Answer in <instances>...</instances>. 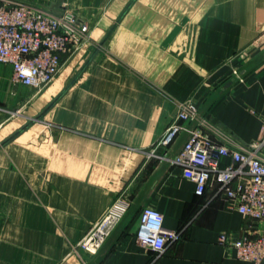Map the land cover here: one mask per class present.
Wrapping results in <instances>:
<instances>
[{"label":"crops","instance_id":"obj_1","mask_svg":"<svg viewBox=\"0 0 264 264\" xmlns=\"http://www.w3.org/2000/svg\"><path fill=\"white\" fill-rule=\"evenodd\" d=\"M24 1L66 11L89 30L41 89L14 83L0 64V264H86L93 255L75 244L118 197L130 206L143 190L177 103L201 107L264 50V0ZM200 130L230 148L256 145L264 159V62L212 102ZM145 205L179 231L162 253L136 241ZM262 227L214 180L197 195L173 164L98 264H251L217 237Z\"/></svg>","mask_w":264,"mask_h":264},{"label":"built area","instance_id":"obj_2","mask_svg":"<svg viewBox=\"0 0 264 264\" xmlns=\"http://www.w3.org/2000/svg\"><path fill=\"white\" fill-rule=\"evenodd\" d=\"M88 30L83 20L66 11L56 12L24 0H0V64L11 66L14 83L41 89L56 77L63 57L73 54L87 40ZM197 111L192 99L177 103L174 121L150 155L161 160ZM200 124L191 132L172 165L180 166L182 175L193 181L197 195H202L209 180H214L219 183L224 198L234 203L243 217L264 221V159L256 153V145L244 150L230 148L200 130ZM158 148L165 149L164 153L156 154ZM223 157H228L230 163L222 165ZM128 206L129 201L118 197L90 225L74 250L96 254ZM178 236L179 231L163 225L159 210L148 205L141 208L135 232L140 246L162 253ZM217 240L231 246L237 258L264 264V227L253 235L244 233L238 237L221 232Z\"/></svg>","mask_w":264,"mask_h":264},{"label":"water","instance_id":"obj_3","mask_svg":"<svg viewBox=\"0 0 264 264\" xmlns=\"http://www.w3.org/2000/svg\"><path fill=\"white\" fill-rule=\"evenodd\" d=\"M264 62V50L261 51L257 56L247 62L244 66L235 70L226 80H224L219 86H217L211 95L206 99L201 107L198 108L195 117L186 125L185 129L180 133L176 142L169 148L164 157L160 160V164L156 171L149 179L143 190L137 196V198L130 204L120 221L117 223L111 234L108 236L106 241L100 247L96 254L93 255L91 260L86 264H98L101 257L103 256L106 249L110 246L115 237L119 234L124 222L132 217L140 207L144 197L148 194L149 190L158 181L163 172L172 165L174 157L180 152L184 143L187 141L191 132L194 131L204 119L206 112L212 102L221 95L225 90L231 87L236 82L240 81L246 74L255 69L257 66Z\"/></svg>","mask_w":264,"mask_h":264},{"label":"rangeland","instance_id":"obj_4","mask_svg":"<svg viewBox=\"0 0 264 264\" xmlns=\"http://www.w3.org/2000/svg\"><path fill=\"white\" fill-rule=\"evenodd\" d=\"M259 44L262 45V46L264 45V35L262 37V40L259 42Z\"/></svg>","mask_w":264,"mask_h":264}]
</instances>
